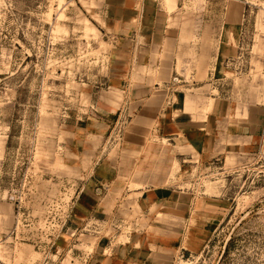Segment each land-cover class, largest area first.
Here are the masks:
<instances>
[{"label":"rangeland","instance_id":"374dc122","mask_svg":"<svg viewBox=\"0 0 264 264\" xmlns=\"http://www.w3.org/2000/svg\"><path fill=\"white\" fill-rule=\"evenodd\" d=\"M166 26L183 131L114 177ZM263 132L264 0H0V264H264Z\"/></svg>","mask_w":264,"mask_h":264},{"label":"crops","instance_id":"0c3cea01","mask_svg":"<svg viewBox=\"0 0 264 264\" xmlns=\"http://www.w3.org/2000/svg\"><path fill=\"white\" fill-rule=\"evenodd\" d=\"M182 29L178 26H166L158 37V58L153 62L154 75L152 79L145 77L139 84H153L148 90L143 88L141 105L132 113L130 131L126 135L124 155L115 160L112 174L125 180L140 181L153 179L152 149L154 144L159 147L175 148L176 139L180 138L183 125L180 122H166L161 119V109L168 97L165 86L171 82L176 68L177 54L180 48ZM158 86V87H157ZM156 133V139H150ZM154 141V143H152ZM261 152L264 155V132L261 141ZM153 164V163H152ZM139 179V180H138Z\"/></svg>","mask_w":264,"mask_h":264}]
</instances>
